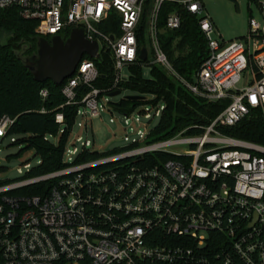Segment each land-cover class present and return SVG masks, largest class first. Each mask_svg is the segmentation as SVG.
<instances>
[{
  "label": "built area",
  "instance_id": "obj_1",
  "mask_svg": "<svg viewBox=\"0 0 264 264\" xmlns=\"http://www.w3.org/2000/svg\"><path fill=\"white\" fill-rule=\"evenodd\" d=\"M167 1L200 18L209 54L194 81L175 69L162 45L160 12ZM251 1L258 4L260 19L250 18L247 36L226 42L214 38L215 24L203 15V0H0V9H16L21 18L36 21L39 36L66 40L74 28L82 29L88 40L98 42L99 57L102 51L110 54L115 74L110 87H98L100 71L84 56L62 83L66 102L61 107L78 106L64 167L0 183V264H264V146L218 130L236 125L254 109L264 111V0ZM144 16L146 61L139 58L145 46L138 41ZM107 24H117V30L105 31ZM181 25L182 13L173 10L164 30ZM139 61L144 69L162 67L195 96L230 103L200 134L183 129L155 139L158 124L151 127L134 113L141 108L145 119L160 120L164 103L122 111L109 95L120 90L129 67ZM243 79L246 85L239 87ZM81 86L88 91L79 99ZM40 94L45 100L49 92ZM104 111L125 118L126 145L110 154L92 149L82 136L72 137L76 125L87 129ZM16 121L0 116V152L7 138L18 139L10 134ZM56 122L60 135L62 112ZM46 139L57 142L58 136ZM86 151L100 156L77 162ZM25 167L27 173L32 170L30 164ZM46 181L50 186L42 193H20Z\"/></svg>",
  "mask_w": 264,
  "mask_h": 264
},
{
  "label": "trees",
  "instance_id": "obj_2",
  "mask_svg": "<svg viewBox=\"0 0 264 264\" xmlns=\"http://www.w3.org/2000/svg\"><path fill=\"white\" fill-rule=\"evenodd\" d=\"M178 10L182 13V25L174 31L164 30L168 14ZM198 15L182 8L178 3L165 2L160 12L159 26L163 29L162 45L175 69L190 81L209 54L208 42L200 27ZM117 24L103 26L109 32L117 30ZM36 21L21 18L16 9H0V33L7 32L9 40L0 42V116L9 114L17 118L10 129V134L20 137L13 142L24 145L19 151L34 150L41 163L32 168L26 176L47 174L64 167L63 156L69 136L76 120L78 106L61 107L66 98L62 93L63 84L52 80L38 82L24 64L22 58L37 53V42L40 37L35 28ZM113 28H110V27ZM145 16L138 30L140 46L148 47L146 38ZM50 40V37H43ZM92 59L98 67L101 77L97 86L108 88L114 80V64L109 53L103 52ZM120 90L135 92L143 98L130 100L123 97L117 105L120 110H132L143 103H164L165 109L154 130L155 139L169 138L183 129L191 135L200 134L202 127L209 125L216 116L230 103L229 99L209 102L195 96L184 85L167 74L160 66L150 67L149 76L144 73V64L138 62L129 67L128 80L119 84ZM47 89L48 97L43 100L40 92ZM88 91L81 86L79 99ZM148 97H154L148 100ZM44 110V112L42 111ZM62 112L65 117V130L59 135L60 125L56 122V114ZM225 135L264 146V111L254 109L247 117L234 126H219ZM46 136H58L57 142L46 139ZM96 152L86 151L77 158L82 162L99 157ZM2 183V182H0ZM50 182H42L20 190L22 194L42 193Z\"/></svg>",
  "mask_w": 264,
  "mask_h": 264
},
{
  "label": "rangeland",
  "instance_id": "obj_3",
  "mask_svg": "<svg viewBox=\"0 0 264 264\" xmlns=\"http://www.w3.org/2000/svg\"><path fill=\"white\" fill-rule=\"evenodd\" d=\"M205 9L203 15L212 19L215 24L214 38L223 39L226 42H231L237 39H242L247 36L249 31V21L251 17L260 19L259 6L256 2L251 0H203ZM9 40L7 32L0 33V42L5 43ZM145 75L149 76L150 69H144ZM125 75L128 76V70L125 68ZM243 79L239 83V87L245 86ZM138 95L129 90L111 98L113 102H119L125 96ZM141 109V108H140ZM136 110L134 115H141L142 122L149 123L151 127L158 124L159 118L154 117L151 121L145 119L144 113ZM150 109V108H149ZM151 113L155 110L151 108ZM114 118V122L111 121ZM125 118L122 114L116 111H104L102 116L92 119V124L87 129H82L75 126L73 139L78 136L83 137V141L90 140L92 142L91 148L100 152L111 153L115 150H123L126 142L124 140ZM20 137V136H18ZM76 145L81 148V142H76ZM24 145H16L11 142V138H7L2 146L0 152V167L4 171H0V182L11 183L20 180L27 175L26 164L35 167L38 164L39 157L35 155L34 150H24L20 155L19 151L24 149ZM183 146L182 148H185ZM22 170V172L19 171Z\"/></svg>",
  "mask_w": 264,
  "mask_h": 264
},
{
  "label": "water",
  "instance_id": "obj_4",
  "mask_svg": "<svg viewBox=\"0 0 264 264\" xmlns=\"http://www.w3.org/2000/svg\"><path fill=\"white\" fill-rule=\"evenodd\" d=\"M37 53L31 57L22 58L25 66L34 74L35 80L44 82L52 80L61 85L68 77L72 76L80 61L85 55L98 58L99 45L97 41H90L85 37L82 29L74 28L65 40L60 35L49 39L40 37L37 42ZM148 50L141 49L139 58L146 61ZM121 90L111 92L112 97L121 94ZM130 100H140L139 95L126 96Z\"/></svg>",
  "mask_w": 264,
  "mask_h": 264
},
{
  "label": "flooded vegetation",
  "instance_id": "obj_5",
  "mask_svg": "<svg viewBox=\"0 0 264 264\" xmlns=\"http://www.w3.org/2000/svg\"><path fill=\"white\" fill-rule=\"evenodd\" d=\"M34 55V54H33Z\"/></svg>",
  "mask_w": 264,
  "mask_h": 264
}]
</instances>
